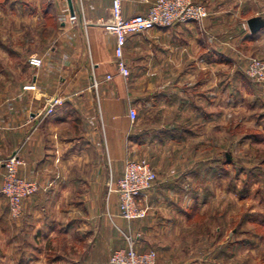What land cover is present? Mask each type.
Returning <instances> with one entry per match:
<instances>
[{
    "label": "crops",
    "instance_id": "obj_1",
    "mask_svg": "<svg viewBox=\"0 0 264 264\" xmlns=\"http://www.w3.org/2000/svg\"><path fill=\"white\" fill-rule=\"evenodd\" d=\"M153 1L124 0V14L146 13ZM195 1L210 12L204 21L128 36L131 75L125 78L117 70L116 37L109 27L113 0H73L75 14L69 0H0V260L9 258L2 250L11 241L4 237L15 236L1 191L3 161L14 152L25 161L22 176L40 184L24 203L12 242L17 246L11 252L22 264H35L41 236L50 238L60 228L52 213L87 214L105 198L108 175L117 180L126 160L144 146L189 152L171 151L183 159H169L164 169L159 159H148L158 179L141 196L148 211L145 232L177 228L192 214L200 151L217 147L222 120L231 125L234 96L242 102L263 97L240 68L252 55L264 58V0ZM56 96L64 98L63 105L46 114ZM130 107L138 111L135 121ZM112 196L114 216L122 217L118 196ZM85 222L80 215L77 223ZM130 234L141 250V228Z\"/></svg>",
    "mask_w": 264,
    "mask_h": 264
},
{
    "label": "rangeland",
    "instance_id": "obj_2",
    "mask_svg": "<svg viewBox=\"0 0 264 264\" xmlns=\"http://www.w3.org/2000/svg\"><path fill=\"white\" fill-rule=\"evenodd\" d=\"M256 56L260 57H251ZM240 73L247 78L245 69L240 68ZM255 86L263 97L254 95L242 102L240 95L234 96L237 103L234 101L231 125L229 119L225 123L222 120L215 134L217 147L201 149L200 177L194 181L199 195L192 200V214L185 215L177 228L146 233L145 219L116 218L114 214L118 211L113 209L117 199L112 196L116 193L108 195V183L115 177L108 175L105 198L93 203L94 208L87 214L52 213L59 217L61 225L50 238L41 236V257L35 264H111V254L117 247L124 246L129 239L135 242L136 234L130 233L136 226L143 231L137 238L138 248L155 249L156 264H264V87L257 83ZM181 150L189 154L185 149L153 150L144 146L135 158L159 159L164 169L169 166V159H183L170 153ZM208 155L214 158L204 159ZM185 198L190 203L188 195ZM24 211L23 204L19 218L10 214L9 229L11 232L14 228L15 236L12 233L4 237L11 241L2 250L9 258L0 260V264H22L17 252L11 251L16 250L17 245L12 242L17 238L16 228L19 230L18 222H22ZM80 215L86 218L83 225L77 223ZM70 217L75 219L72 229L67 225ZM26 234L31 239L32 231Z\"/></svg>",
    "mask_w": 264,
    "mask_h": 264
},
{
    "label": "built area",
    "instance_id": "obj_3",
    "mask_svg": "<svg viewBox=\"0 0 264 264\" xmlns=\"http://www.w3.org/2000/svg\"><path fill=\"white\" fill-rule=\"evenodd\" d=\"M123 3L124 0H113L109 27L116 37L117 70L125 78L131 75V68L125 55L129 35L143 33L157 27L202 22L210 14L204 3L195 0H154L146 13L126 16ZM245 74L250 80L264 87V59L257 56L250 57L245 67ZM107 78L111 79L112 75H108ZM63 103V97L52 98L46 106L45 113L52 114ZM129 116L133 121L138 118L135 107H130ZM24 163V159L18 152H14L3 161L5 172L1 191L8 199L10 214L15 218L22 215L24 201L40 189L38 181L22 176L20 168ZM157 179L158 174L148 159L128 158L126 160L123 174L117 180H111L108 183V195L117 194L122 218L135 221L147 216L148 211L141 203V196L155 184ZM110 263L156 264L157 251L155 249L138 250L134 246V241L129 239L127 246L112 252Z\"/></svg>",
    "mask_w": 264,
    "mask_h": 264
},
{
    "label": "water",
    "instance_id": "obj_4",
    "mask_svg": "<svg viewBox=\"0 0 264 264\" xmlns=\"http://www.w3.org/2000/svg\"><path fill=\"white\" fill-rule=\"evenodd\" d=\"M69 6H70V10L72 14H75V10H74V5H73V0H69ZM228 155V154H227ZM228 159H229V155H228Z\"/></svg>",
    "mask_w": 264,
    "mask_h": 264
},
{
    "label": "trees",
    "instance_id": "obj_5",
    "mask_svg": "<svg viewBox=\"0 0 264 264\" xmlns=\"http://www.w3.org/2000/svg\"><path fill=\"white\" fill-rule=\"evenodd\" d=\"M245 78H246V77H245ZM246 79H247L249 82H251V84L256 85V82L250 80L248 77H247ZM227 157H228V155H227Z\"/></svg>",
    "mask_w": 264,
    "mask_h": 264
}]
</instances>
